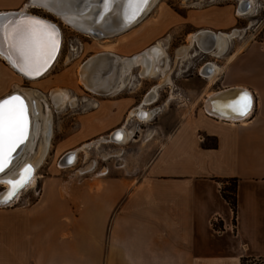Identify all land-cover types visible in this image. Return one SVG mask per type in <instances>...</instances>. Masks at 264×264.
<instances>
[{
	"label": "crops",
	"instance_id": "1",
	"mask_svg": "<svg viewBox=\"0 0 264 264\" xmlns=\"http://www.w3.org/2000/svg\"><path fill=\"white\" fill-rule=\"evenodd\" d=\"M82 4L83 0H0V13L23 12L57 26L65 23L83 34L65 21L70 17L81 22L88 14L79 12ZM157 9L137 27L107 37L113 40H99L103 50L98 54L116 58L120 76L115 88L104 87L99 93L83 89L87 93L81 111L72 117L74 126L55 144L56 131L50 126L48 132L49 150L56 157L75 154L94 142L114 143L111 134L116 131L125 140L114 144L127 143L136 127L155 121V128L141 137L149 141L157 135L162 141L144 172L139 178L105 173L43 176L33 202L0 206V264H239L242 257L264 259V42L231 55L228 47L224 65L210 62L219 71L209 80L212 67L202 71L206 77L198 75L201 65L196 66L194 58L201 53L190 36L202 30L233 31L238 15L229 6L184 14L166 6ZM158 43L159 49L152 52L160 50L162 57L149 75L142 68L149 67L142 56ZM185 48L187 58L182 57ZM124 59L131 61L129 68L122 65ZM61 74L45 88V81L25 80L0 58V99L21 90L42 94V88L47 89L45 100L53 101L52 87L73 88L57 83ZM25 82L29 88L22 87ZM175 88L186 93L188 104L172 108V101L164 100V93L173 94ZM230 89L239 90L232 100L211 103V94ZM57 90L52 91L60 100ZM244 95L251 105L248 115L239 121L219 118L231 107L235 114ZM152 108L155 111L149 113ZM138 111L148 120L137 119ZM225 179L237 180L234 222L220 194L218 180ZM214 221L221 231L212 227Z\"/></svg>",
	"mask_w": 264,
	"mask_h": 264
},
{
	"label": "bare ground",
	"instance_id": "2",
	"mask_svg": "<svg viewBox=\"0 0 264 264\" xmlns=\"http://www.w3.org/2000/svg\"><path fill=\"white\" fill-rule=\"evenodd\" d=\"M83 1H84L83 6H81L82 11L85 10L89 11L87 16H84L81 22H76L73 19H71L69 16H68L69 18H66L65 21H67L69 25L80 31H82V29L88 30L90 33L85 31L82 32L83 34L85 33L86 35L88 34V36L91 37L92 39L101 40L103 38H107L108 36H113L125 30L131 29L137 26L138 24H140V22L145 18V16L148 14V12L151 10L152 6L157 0H147L146 3H140V0H128V1L110 0L109 6L107 8H104V13L106 12L108 13L104 16L103 20H101V17H99L98 21H93L96 17V11L94 7H91L90 1L88 0L87 3L86 0ZM47 2L45 4H47ZM251 3L252 2L248 0L239 1L238 3L239 8L237 10V14L243 15L248 13L250 10H252ZM48 6L47 8H49ZM20 13H22L24 17H29L31 19L40 21L42 24L46 25L50 30L55 31L58 44L54 56L50 60V62L44 67L43 70H45L46 68L47 69L41 76L38 77V75L41 73L42 70L38 74L34 73L28 76L24 75V73L19 70L20 64L18 62L19 59L18 54L10 46V43L5 39L3 35V28L0 27V58L5 60L7 64L10 65V67H12L14 71L25 80L39 79L42 76H44L53 67L59 56V53L61 51V43H62L61 33L59 28L51 21L48 22L47 20H42L37 16L29 15L23 12ZM11 16H12L11 18L6 17L5 19H0V26H10L15 24L17 21L21 19V18L18 19L16 18L17 19L16 20L13 18V15ZM64 19L65 18H63V20ZM208 31L209 30H202L199 31L197 34L196 33L192 34L190 36V40H191L190 42L191 44L196 46L198 53L210 55L216 58L223 56L226 53L230 42L235 37H237V30L235 29L230 32H211V31L208 32ZM154 47L147 49L146 53L142 56L143 59L144 58L146 59V62L149 65V67H145V65L142 64V68L145 69V72L148 73L149 75L154 74V70H153L155 66L154 64H157V61L162 56L160 50L159 52H156V50H153L152 52V49H159L160 44L158 43ZM179 51L181 52L182 50L180 49ZM187 51L188 50L185 48L182 57H185L187 55ZM143 59L141 60L143 61ZM141 60L135 59L134 62L144 63V61L142 62ZM121 61H123L122 63L123 66L126 65L129 68L131 62L129 59H124ZM51 62L52 64L50 65ZM116 66H117V62L114 56L107 55L106 59H104L102 54L97 53L91 56L88 60L84 61L81 64L80 68L78 69L79 84L83 86L84 89L89 90L92 93H99L101 91L103 92L102 88L104 87L112 91L115 88L114 85L116 81L118 82L120 76L119 74L120 72H118ZM207 67H212V69L211 68L209 69L210 72L209 75L207 76L209 80H212V78H214L212 76H214V74H216L217 71L219 70H217V67H215V65L208 62L207 65L201 71H204V69ZM103 71H105L104 76H103ZM57 91L59 92L61 99L65 103L71 106L73 98L70 97L69 93L61 89ZM236 91L239 92V90ZM226 93L227 92L213 94V96H211L212 95L211 94L209 96L210 98H212L211 103L215 104L219 100H223ZM36 94L32 90L30 91L21 90L18 93L16 92L11 93L3 98L6 100L13 95L19 96L21 98L26 109L27 134L24 141L20 143L18 146H16L15 150L12 152L10 159L6 161V167L4 168V170L0 171V185L2 186V189L0 191V205L2 206L11 205L12 202H14L16 198L19 196L20 192H22L24 189L28 188L35 182L36 170L38 169L42 161V158L45 156L48 147V135H49L48 132L51 126L50 110H48L47 107L46 108L43 107L44 105L42 104L41 101H39L40 97H36L39 95V93L38 95ZM1 100L2 99H0V101ZM239 101L240 100L238 99V102ZM231 108L230 110L226 111L227 113L226 112L225 114L220 113L219 116L226 118L231 117L228 120L233 121L234 114L232 113L235 112L234 111L235 108L232 109ZM238 111L239 110H237V112ZM136 117L137 119L143 121L148 116L145 112L138 111ZM111 136H113L112 142L114 143H120L125 140V136L121 131H116L115 133L111 134ZM117 136H119V139H117ZM37 140H39V143H37ZM67 153H73V152H67ZM67 153H64L60 157V162L66 164V166L69 167L71 166L69 165L70 162L71 161L74 162L75 154L74 153L69 154L73 156V158H70L68 155L65 156V154ZM26 167L30 169V172L24 174V176L22 177L21 173L24 171ZM8 181H22L21 185L16 187L15 194L11 195V198H9L11 189Z\"/></svg>",
	"mask_w": 264,
	"mask_h": 264
},
{
	"label": "rangeland",
	"instance_id": "3",
	"mask_svg": "<svg viewBox=\"0 0 264 264\" xmlns=\"http://www.w3.org/2000/svg\"><path fill=\"white\" fill-rule=\"evenodd\" d=\"M248 1L252 2V10H250L245 15L237 16V21L233 26V29H237L241 32L240 37L238 34V36L235 37L229 44L228 52L230 55L233 52L242 50L248 44L254 42H264V0ZM238 3V0H157L152 6L151 10L145 16V18H147L148 16V18H151V14L155 13L156 10H158L157 8L159 6L160 8H164L166 6L172 11L179 14H184L188 10H201L208 7L229 6L232 11L237 14L236 8H238ZM57 24L62 29L61 51L53 67L44 76H42L41 79L39 78V80L45 81V88H49V84H47L49 80L52 79L54 75L63 73L61 74V77L58 79L57 83H70L71 85H73V88L64 85L61 86L62 88L59 86L52 87L50 94L51 92H53V89L69 90V92L73 95L72 98L74 99V103L71 107L61 106L59 109L62 108V110H60L59 112H53V109L60 104V100L57 98L56 93L51 96L53 98V101L47 102V100H45L46 95H48L47 89H38L40 92H42L43 95L38 91H33L35 94L37 92L36 95H38L39 93V95L36 97H40L39 101L42 102V104L44 105L43 107H47V109L50 110V114L52 116L51 130L56 131V135L53 138L52 144H55L56 140L64 138L66 131L74 126V119H72L73 115L76 112L81 111V99L84 97V93L87 92H84V88L79 84L78 69L84 61L97 54L98 51L103 50V43L99 40H94L89 36H85L84 34L75 31L71 27L67 26L65 23L57 22ZM223 32L229 31L226 30ZM107 39L113 40V37ZM174 44L178 43L176 42ZM228 52L220 58H215L207 55L203 57L202 54H198V56L194 58V62L195 64H197L196 66L203 65L206 62H216L218 65H224L225 62H227ZM159 60L157 61L158 67ZM188 73H190V71H187L185 73V76H187ZM27 84L28 83L25 82L22 87L29 88ZM70 93L69 95H71ZM55 96L56 98L54 99ZM164 97V100H166V93H164ZM43 100L46 102V104ZM48 103H50V105ZM158 105H161V103H158ZM170 106L174 108L176 106V103L172 101ZM155 126V121L140 124V127H136L137 132L133 136V139H130L127 143L96 144L94 142L91 143L88 148H84L86 147L84 146L82 149H78L77 151L75 150L76 153L78 152L77 154L75 153V155H77L76 159L74 163L69 167L60 166L59 157L61 156L52 157L53 149L49 150L48 142L45 156L42 158V161L38 169L36 170L35 182L31 186L20 192L19 196L14 202H12L11 206L33 202L37 197L40 180H42L43 176H48L51 173L57 172L61 175H64L65 177L71 176V174L73 173H83L85 174V176H90L96 173H105L107 176L139 178V176L144 172L150 158L155 153L156 149L159 147L162 141V137L157 135H155V137L149 141H146L144 140V137H141L142 134H149L150 131L155 128ZM37 143H39V140H37ZM1 189L2 186L0 185V191Z\"/></svg>",
	"mask_w": 264,
	"mask_h": 264
},
{
	"label": "snow or ice",
	"instance_id": "4",
	"mask_svg": "<svg viewBox=\"0 0 264 264\" xmlns=\"http://www.w3.org/2000/svg\"><path fill=\"white\" fill-rule=\"evenodd\" d=\"M146 2L147 0H140V3ZM109 3L110 0H104L105 8ZM0 27L3 28L5 39L18 54L19 70L24 75L38 74L53 58L58 44L56 33L40 21L21 17L13 25ZM238 105L239 113L243 115L248 107V97L242 96ZM26 134V109L21 98L13 95L0 102V171L4 170L6 161L10 159L16 146L24 141ZM28 172L30 169L26 167L21 176ZM8 183L11 189L9 198H11L22 181H8Z\"/></svg>",
	"mask_w": 264,
	"mask_h": 264
},
{
	"label": "trees",
	"instance_id": "5",
	"mask_svg": "<svg viewBox=\"0 0 264 264\" xmlns=\"http://www.w3.org/2000/svg\"><path fill=\"white\" fill-rule=\"evenodd\" d=\"M212 146H215L213 143ZM220 183V194L222 198L228 203L232 212H233V222L235 217L236 209V179H225L218 180ZM218 222L214 221L211 223L212 227L215 230L221 231L223 228L221 225L217 224ZM239 264H264L263 258H253V257H242L240 258Z\"/></svg>",
	"mask_w": 264,
	"mask_h": 264
},
{
	"label": "water",
	"instance_id": "6",
	"mask_svg": "<svg viewBox=\"0 0 264 264\" xmlns=\"http://www.w3.org/2000/svg\"><path fill=\"white\" fill-rule=\"evenodd\" d=\"M87 1L88 0H86V3H87ZM90 1V5H91V7H94L95 8V11H96V17H95V19L93 20V21H98V18L99 17H101V20H103V18H104V16L108 13V12H106V13H104V8H105V6H104V0H89ZM128 1V0H127ZM84 2V1H83ZM81 6H83V4L81 5ZM79 12H81L83 15L85 14V13H88L89 11H87V10H85V11H82V7H80L79 8ZM11 15H13V18L14 19H18V18H21V17H24L23 15H22V13H20V12H6V13H0V19H5L6 17H12ZM16 19V20H17ZM82 31H85V32H88V33H90L88 30H83L82 29ZM208 32H210V31H208ZM53 62V61H52ZM52 62L50 63V65L52 64ZM49 65V66H50ZM47 69V68H46ZM46 69L45 70H42L41 71V73L38 75V77L39 76H41L45 71H46ZM235 93V91H228L226 94H234ZM226 96V95H225ZM3 100H5V99H2L0 102H2ZM248 111V108H247V110H246V112ZM245 112V113H246ZM243 115H241L240 113H239V111L237 112V113H235L234 114V119H239V118H241ZM232 117V118H233ZM222 119H230V118H226V117H221ZM69 154H73V153H67V154H65V156H69L70 158H73V156L72 155H69ZM11 155H12V153H11ZM74 162L73 161H71L70 162V164L69 165H72ZM60 164L61 165H63V166H66V164H63L62 162H60Z\"/></svg>",
	"mask_w": 264,
	"mask_h": 264
},
{
	"label": "built area",
	"instance_id": "7",
	"mask_svg": "<svg viewBox=\"0 0 264 264\" xmlns=\"http://www.w3.org/2000/svg\"><path fill=\"white\" fill-rule=\"evenodd\" d=\"M208 62L204 63L203 65H201L199 68H198V75L199 76H202L204 75L205 77L208 75V74H204L201 70L207 65ZM206 64V65H205ZM210 67H207L205 68L206 70H208ZM228 91H236L235 89H230V90H225L223 91L222 93H225V92H228ZM237 92L236 91L234 94H226V96L224 97L223 100H232L236 95H237ZM166 101H173L176 103V105L178 106H185L186 104H188L189 102V97L181 90H176V88L174 89V93L172 94V91L171 93H169L167 95V98H166ZM92 106H96V103H92ZM248 111L243 114V116L239 119H234L233 121H239L241 120L242 118H244L246 115L249 114L250 110H251V105H250V102H249V105H248ZM158 110V108L156 109ZM155 111V108H152L151 110H149V113L150 112H154ZM219 117V116H218ZM220 119H222L221 117H219ZM222 120H225V121H231V120H228V119H222ZM59 163H60V160H59ZM60 166H63L60 164ZM2 206V205H0Z\"/></svg>",
	"mask_w": 264,
	"mask_h": 264
},
{
	"label": "flooded vegetation",
	"instance_id": "8",
	"mask_svg": "<svg viewBox=\"0 0 264 264\" xmlns=\"http://www.w3.org/2000/svg\"><path fill=\"white\" fill-rule=\"evenodd\" d=\"M238 1H242V0H238ZM247 14V13H246ZM238 15V14H237ZM243 15H245V14H243ZM210 56V55H209ZM145 61V60H144ZM146 62V61H145ZM145 67H146V65H145ZM51 94H53V93H51ZM52 96V95H51ZM72 103H73V101H72ZM66 104L67 103H65L62 99H61V97H60V104L56 107V109H59L61 106H66ZM67 105H69V104H67ZM72 105V104H71Z\"/></svg>",
	"mask_w": 264,
	"mask_h": 264
}]
</instances>
